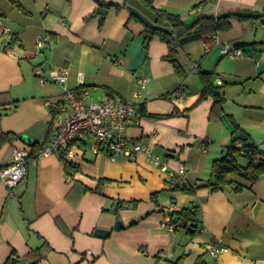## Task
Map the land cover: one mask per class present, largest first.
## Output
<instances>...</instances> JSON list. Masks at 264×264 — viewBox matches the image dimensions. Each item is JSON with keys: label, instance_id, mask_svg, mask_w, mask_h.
I'll return each mask as SVG.
<instances>
[{"label": "crops", "instance_id": "0c3cea01", "mask_svg": "<svg viewBox=\"0 0 264 264\" xmlns=\"http://www.w3.org/2000/svg\"><path fill=\"white\" fill-rule=\"evenodd\" d=\"M18 1L21 8L0 0V18L12 30L0 35V132L15 136L0 146V166L12 160L15 149H33L30 142L44 144L52 136L47 102L64 90L52 73L66 69L70 88L83 81L95 99L111 93L143 107L144 117L129 123L126 134L153 147L167 169L145 152L112 158L77 145L69 162L34 152L18 185L10 188L0 180V264L14 257L15 264H28L25 258L41 246L40 264H157V257L158 264H173L183 254V264H195L199 256L208 264H264V176L239 191L233 185L216 191L203 186L194 194L175 189L206 182L213 161L233 143L228 123L213 112L214 98L201 99L200 71L212 72L213 83L223 87L222 110L251 141L264 144V24L234 20L217 32L220 41L249 57L221 55L211 34L188 43L179 53L186 70L180 76L164 59L169 47L159 36L145 49V25L124 6L111 7L100 25L90 16L95 0ZM200 1L154 0L153 6L177 14ZM220 1L206 14H226L234 3L264 13V0H222L224 10L218 9ZM192 11L188 23L198 18V10ZM12 34L18 39L13 46ZM38 67L46 83L35 73ZM146 77L150 81L141 88L139 80ZM180 163L185 171L170 175ZM118 203L119 215L111 211ZM171 206L198 207L199 232L191 237L186 229L163 227ZM97 228L110 233L98 236ZM212 246L221 248L216 257L209 255Z\"/></svg>", "mask_w": 264, "mask_h": 264}, {"label": "trees", "instance_id": "16d2710c", "mask_svg": "<svg viewBox=\"0 0 264 264\" xmlns=\"http://www.w3.org/2000/svg\"><path fill=\"white\" fill-rule=\"evenodd\" d=\"M11 3L18 7H22L18 0H9ZM97 2L96 9L91 13L90 16H97L99 18L100 25H103L109 9L111 7H116L117 9L123 8L121 5L117 4H107L106 0H95ZM145 6L150 8L157 16L156 24L159 26L171 27L172 33L165 32L158 28L149 27L141 19L131 14L135 20L142 22L145 25V40L144 47L148 50L150 41L155 37L159 36L169 47V53L164 57L165 60L170 61L176 72L180 76L186 75V70L183 64L179 60V53L184 47L197 39L207 38L209 34L217 33L219 31H224L229 29L234 20L238 21H261L264 24V13L258 12L252 9H244L240 4L234 3L233 5H228L226 8L231 10L223 15H208L205 12L209 7L216 2V0H201L195 4L191 9L183 13H173L166 9L156 8L153 6L154 0H140ZM227 5V4H226ZM224 1H220L218 9L224 10ZM192 10H198V18L192 23L187 22V18L191 15ZM208 39V38H207ZM18 44V39L16 35L11 36L9 45L13 46ZM201 81L204 85V89L201 95V99L208 96L214 98L213 112L219 114L223 120H225L234 134L233 143L225 149L223 156L215 159L212 164L211 176L206 182L200 180L197 186L187 187L182 185L175 186V189L181 190L185 193L194 194L196 190L200 187L206 186L210 188L211 191H216L223 189L226 186L233 185L235 190H241L248 184H254L264 176V153L259 149V144L251 141V137L248 136L241 126L236 122V120L230 115L224 112L223 103L226 100L225 94L223 92L222 86L215 85L214 74L208 71L199 72ZM3 106H0L2 109ZM144 111V108L141 107ZM151 117H158L154 114H146ZM2 114L0 113V117ZM54 130V125H53ZM239 133H244L247 136L246 140L243 141V146L239 147L236 145V141L239 139L237 136ZM15 137L13 134L8 132H0V146L7 141H11ZM33 149L32 152H36L37 149L42 147V144L35 142L31 144ZM33 155V154H32ZM237 155L245 157L248 161L244 165L240 163L237 159ZM5 165L0 166V169ZM240 179V180H239ZM205 183V185H204ZM123 207V204L118 203L115 208L111 211L119 215V210ZM173 222L179 221L175 229L184 228L187 233L192 237L201 227V220L199 218L198 207H184L180 211L173 212L172 214ZM15 254V253H13ZM42 253V246L31 251L30 254L25 258L28 264H40V261L44 258ZM185 254L174 260L173 264H183L185 259ZM159 259L157 257V264ZM6 264H9L7 262ZM195 264H208L204 256H199Z\"/></svg>", "mask_w": 264, "mask_h": 264}, {"label": "built area", "instance_id": "2783aa9c", "mask_svg": "<svg viewBox=\"0 0 264 264\" xmlns=\"http://www.w3.org/2000/svg\"><path fill=\"white\" fill-rule=\"evenodd\" d=\"M11 33V28L0 18V35ZM210 37L215 44H220L221 55L232 59L249 57L242 48L220 41L217 33H212ZM44 39L42 36L39 37L38 46H42ZM210 49L211 45L206 44V52ZM35 73L39 75L42 83L47 82V79L41 75L43 74L41 68H36ZM67 77L66 69L52 73V80L62 83L64 90L56 100L47 102L52 113L54 130L52 136L35 152L37 157L57 154L69 162L76 156L77 145H87L94 153H105L112 158L134 159L139 153L145 152L151 161L167 169V165L163 163L161 156L154 152L153 147L132 139L126 134L129 123H139L144 117L140 105L111 93L102 94L95 99L83 81L77 88L67 86ZM149 81L148 77L140 79V87L144 88ZM140 93V89L135 91L136 96ZM180 94L182 98L183 93ZM236 145L242 147L244 144L241 139H238ZM32 154L30 147L15 149L12 160L0 169V180L10 188L18 185L27 175L28 162L33 157ZM185 168V164L180 163L176 170L170 172V175L181 174ZM170 209L172 212L177 210L175 206H171ZM160 223L172 231L175 230L179 221L173 222L170 215H165ZM220 250L219 246H212L208 252L211 257H216Z\"/></svg>", "mask_w": 264, "mask_h": 264}, {"label": "water", "instance_id": "95a60500", "mask_svg": "<svg viewBox=\"0 0 264 264\" xmlns=\"http://www.w3.org/2000/svg\"><path fill=\"white\" fill-rule=\"evenodd\" d=\"M106 2L107 4H117L126 7L131 14L141 19L144 23L149 25V27L158 28L165 32L172 33L171 27H165V26L163 27L156 24V20H157V16H155L156 14L150 8L145 6L140 0H106ZM196 11L197 10H194L192 11V13ZM237 137L241 140L247 139V136L244 133H239ZM259 149L264 153V144H260ZM121 226H122V222L118 221L116 226L117 229H120ZM109 233H110L109 229L97 228L95 230V234L101 237H105ZM17 260L18 259L14 257L10 264H15Z\"/></svg>", "mask_w": 264, "mask_h": 264}, {"label": "rangeland", "instance_id": "374dc122", "mask_svg": "<svg viewBox=\"0 0 264 264\" xmlns=\"http://www.w3.org/2000/svg\"><path fill=\"white\" fill-rule=\"evenodd\" d=\"M237 159H238V161L240 162V163H242V164H244V165H246L247 164V159L245 158V157H242V156H240V155H237ZM182 229H184V228H182Z\"/></svg>", "mask_w": 264, "mask_h": 264}]
</instances>
